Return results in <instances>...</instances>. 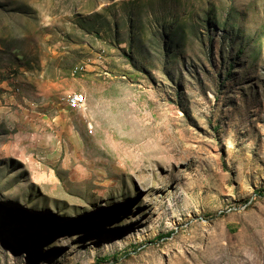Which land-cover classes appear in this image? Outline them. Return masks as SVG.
Listing matches in <instances>:
<instances>
[{"label": "rangeland", "instance_id": "1", "mask_svg": "<svg viewBox=\"0 0 264 264\" xmlns=\"http://www.w3.org/2000/svg\"><path fill=\"white\" fill-rule=\"evenodd\" d=\"M0 264H264V0H0Z\"/></svg>", "mask_w": 264, "mask_h": 264}, {"label": "bare ground", "instance_id": "2", "mask_svg": "<svg viewBox=\"0 0 264 264\" xmlns=\"http://www.w3.org/2000/svg\"><path fill=\"white\" fill-rule=\"evenodd\" d=\"M74 100H80V102H83V97L82 96H76L73 98ZM74 100H70V104L74 106Z\"/></svg>", "mask_w": 264, "mask_h": 264}, {"label": "built area", "instance_id": "3", "mask_svg": "<svg viewBox=\"0 0 264 264\" xmlns=\"http://www.w3.org/2000/svg\"><path fill=\"white\" fill-rule=\"evenodd\" d=\"M71 100H74L73 98H71ZM82 104H81V102H80V100H74V108H77V107H79V106H81Z\"/></svg>", "mask_w": 264, "mask_h": 264}]
</instances>
